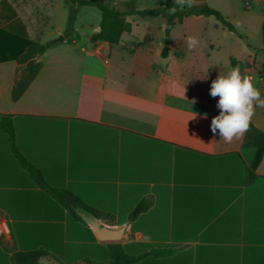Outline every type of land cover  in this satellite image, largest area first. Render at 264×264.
<instances>
[{"label":"crops","instance_id":"0c3cea01","mask_svg":"<svg viewBox=\"0 0 264 264\" xmlns=\"http://www.w3.org/2000/svg\"><path fill=\"white\" fill-rule=\"evenodd\" d=\"M7 1L32 41L55 44L17 101L12 92L24 65L0 63V264L29 250H44L43 264H87L94 242L49 188L83 196L111 215L102 219L110 225L132 220L125 243L175 250L136 264H264V157L250 178L241 153L246 134L230 144L213 135L218 97L209 94L235 58L250 63L242 73L264 96V0H195L192 6L220 11L246 39L213 16H189L172 30L166 57L163 17H127L121 43L110 45L91 41L102 20L94 7L79 9L76 34L66 39L65 0ZM135 1L139 10L188 8ZM189 36L200 41L194 49ZM1 116L14 117L15 147L43 183L14 152ZM251 125L264 130V109ZM135 209L142 212L129 218Z\"/></svg>","mask_w":264,"mask_h":264},{"label":"trees","instance_id":"16d2710c","mask_svg":"<svg viewBox=\"0 0 264 264\" xmlns=\"http://www.w3.org/2000/svg\"><path fill=\"white\" fill-rule=\"evenodd\" d=\"M69 15L67 27L65 30L66 39L75 36V23L81 7H94L101 12L100 31L93 35L92 42H105L110 45H118L122 41L124 34L126 18L135 16L140 19L163 17L166 20L165 34L163 38L162 55L166 57L169 50V37L177 22H182L189 16H213L222 26L236 33L240 38L246 39L243 34L236 31L231 22L218 10L207 5L192 6L184 9L180 7L173 8L170 3L162 7L139 10L135 0H65ZM121 7V8H120ZM2 25V26H1ZM262 34L264 42V21L262 25ZM54 41L46 44H40L29 38L26 25L19 17L14 7L7 1L0 2V63L7 61H16L24 65L18 75L12 92L13 101L21 98L30 84L39 74L42 63L39 58L53 45ZM264 51V50H263ZM239 65L241 71L250 67V63L231 58L230 66ZM14 117L1 116V128L11 139L14 152L17 154L23 165L28 167L36 175V181L43 183V176L36 171L30 163L24 159L17 151L14 144ZM241 153L248 162V172L250 178L256 177V170L264 157V130H259L250 125V130L246 133ZM49 188V186H48ZM50 193L69 211L70 217L79 223L88 232V239L94 242L88 255H84L87 264H136L149 257L165 258L174 254L175 250L169 246H161L153 243H114L102 245L98 243L96 236L91 228L84 223L82 218L77 215L75 209L81 208L87 212L93 213L97 218L109 219L110 214L99 211L93 207L83 196L64 190L49 188ZM103 211V209H100ZM142 209H135L129 218H136ZM139 229L133 226L132 232ZM46 254L44 250L20 251L11 258L12 264H43L40 259Z\"/></svg>","mask_w":264,"mask_h":264},{"label":"clouds","instance_id":"9594fccd","mask_svg":"<svg viewBox=\"0 0 264 264\" xmlns=\"http://www.w3.org/2000/svg\"><path fill=\"white\" fill-rule=\"evenodd\" d=\"M194 2L195 0H176L181 7H191ZM186 43L189 49H194L200 41L196 36H189ZM209 94L213 98L218 97L216 107L219 109V114L211 120V131L228 144L241 140L250 130L256 109H264V96L255 86V78L242 73L239 65L219 74L211 82Z\"/></svg>","mask_w":264,"mask_h":264},{"label":"water","instance_id":"95a60500","mask_svg":"<svg viewBox=\"0 0 264 264\" xmlns=\"http://www.w3.org/2000/svg\"><path fill=\"white\" fill-rule=\"evenodd\" d=\"M60 40H63V37H61ZM77 212L85 223L92 228L100 243H125L131 239L130 225L132 220H129L123 225L116 226L104 222L102 219L97 218L93 213L87 212L81 208H77ZM144 238L148 239V236H145Z\"/></svg>","mask_w":264,"mask_h":264},{"label":"built area","instance_id":"2783aa9c","mask_svg":"<svg viewBox=\"0 0 264 264\" xmlns=\"http://www.w3.org/2000/svg\"><path fill=\"white\" fill-rule=\"evenodd\" d=\"M96 53H97L98 55L102 56V57L105 59V61H108V60H109V56H108L107 54L103 53V51H102L101 48L98 47V48L96 49Z\"/></svg>","mask_w":264,"mask_h":264},{"label":"rangeland","instance_id":"374dc122","mask_svg":"<svg viewBox=\"0 0 264 264\" xmlns=\"http://www.w3.org/2000/svg\"><path fill=\"white\" fill-rule=\"evenodd\" d=\"M2 26V25H1Z\"/></svg>","mask_w":264,"mask_h":264}]
</instances>
